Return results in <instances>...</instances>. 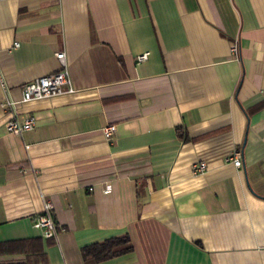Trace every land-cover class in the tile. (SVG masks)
I'll use <instances>...</instances> for the list:
<instances>
[{"label": "crops", "instance_id": "1", "mask_svg": "<svg viewBox=\"0 0 264 264\" xmlns=\"http://www.w3.org/2000/svg\"><path fill=\"white\" fill-rule=\"evenodd\" d=\"M58 53L74 92L20 103ZM0 78V264H264V0H0Z\"/></svg>", "mask_w": 264, "mask_h": 264}, {"label": "built area", "instance_id": "2", "mask_svg": "<svg viewBox=\"0 0 264 264\" xmlns=\"http://www.w3.org/2000/svg\"><path fill=\"white\" fill-rule=\"evenodd\" d=\"M17 45H15L16 47ZM230 51L234 56L238 53L237 42H232L230 45ZM56 58L61 65V69L53 74L45 75L34 79L28 83H25L22 88V98L20 103H28L33 101H39L43 99H51L64 94L73 93V87L69 72L66 66L64 53L56 54ZM147 60V54L137 57V62L141 63ZM1 86L3 83L1 81ZM18 103L5 102L2 104V109L4 111L14 107ZM36 120L33 116L25 118L23 121H17L15 118H10L5 124V132L8 135L20 136L24 132L32 131L35 128ZM115 131V126L107 127L103 130L104 136L108 141L113 140V133ZM225 161L231 163L234 167H241V157L238 152H234L228 156ZM207 166L204 162L194 164L192 166L193 175H201L205 173ZM109 189H105L104 192L107 193ZM52 206L50 203L44 204V213L35 219L34 226L41 231V235L44 239H51L56 233V224L52 215Z\"/></svg>", "mask_w": 264, "mask_h": 264}, {"label": "trees", "instance_id": "3", "mask_svg": "<svg viewBox=\"0 0 264 264\" xmlns=\"http://www.w3.org/2000/svg\"><path fill=\"white\" fill-rule=\"evenodd\" d=\"M179 137L183 138L180 129L177 130ZM133 251L129 237L112 238L102 243L93 244L80 250L83 261H93L96 264L110 261L114 258L129 254Z\"/></svg>", "mask_w": 264, "mask_h": 264}]
</instances>
